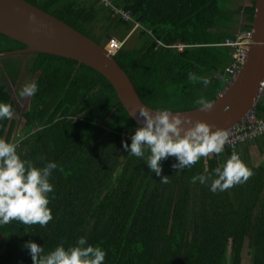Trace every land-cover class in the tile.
Here are the masks:
<instances>
[{"label":"trees","instance_id":"16d2710c","mask_svg":"<svg viewBox=\"0 0 264 264\" xmlns=\"http://www.w3.org/2000/svg\"><path fill=\"white\" fill-rule=\"evenodd\" d=\"M28 1L103 45L111 36L125 38L134 26L99 0ZM113 3L143 26L135 30L138 44L126 41L114 54L139 97L154 109L182 111L199 107L195 100L200 96L215 100L225 86L219 74L232 55L223 42L237 24L252 28L255 0L234 10L221 7L219 0ZM97 23H102L100 34L93 29ZM158 40L186 46L178 50ZM26 46L0 32V51ZM30 55L29 72L38 91L21 113L24 128L17 132L13 116L0 120V138L18 141L21 158L35 166L57 163L50 178L53 218L43 226L15 219L0 225V264H33L24 247L29 239L47 253L61 242L74 245L82 236L106 250L103 264H242L245 251L251 264H264V164L253 163L251 142L210 153L181 170L172 168L176 157L168 156L161 161L170 166L161 171L168 175L164 183L145 159L124 149L139 126L102 73L65 56ZM190 71L209 83L190 81ZM0 101L14 108L1 80ZM257 113L264 117V99ZM261 140L264 135L253 142ZM232 152L252 170L246 182L217 192L210 191L211 180L192 182L193 175L213 174Z\"/></svg>","mask_w":264,"mask_h":264},{"label":"clouds","instance_id":"9594fccd","mask_svg":"<svg viewBox=\"0 0 264 264\" xmlns=\"http://www.w3.org/2000/svg\"><path fill=\"white\" fill-rule=\"evenodd\" d=\"M188 79L202 80L204 85L209 83L207 78L198 77L191 71ZM37 91V81L31 80L22 86L18 95L33 96ZM195 103L205 110L213 106V101L204 96L198 97ZM150 109L145 105L139 107V115L144 121L131 135L130 145L124 142L123 147L127 153L145 159L148 168L164 183L168 175L161 176L162 159L175 156L176 162L171 166L181 170L210 153H222L229 142L227 130L214 128L206 121L193 122L190 116L174 113L167 107L155 109L154 113ZM13 113L11 103L0 101V120L10 119ZM18 143L0 138V225L15 219L24 225L43 226L53 218L49 207V193L53 190L50 178L58 165L48 161L43 166H35L32 161L21 158L17 152ZM146 151L149 154L145 158ZM251 175L252 170L239 153L232 152L213 174L193 175L191 180L193 183L199 180L202 184L211 180L210 191L217 192L244 183ZM24 247L29 250L33 264H103L106 257L104 248L89 244L83 236L74 245L65 247L61 242L47 253L42 245L31 239L24 242Z\"/></svg>","mask_w":264,"mask_h":264},{"label":"water","instance_id":"95a60500","mask_svg":"<svg viewBox=\"0 0 264 264\" xmlns=\"http://www.w3.org/2000/svg\"><path fill=\"white\" fill-rule=\"evenodd\" d=\"M0 32L27 45L0 51V56L49 53L76 59L98 70L112 83L138 126L144 121L138 111L141 105L155 112L141 100L136 85L103 44L28 0H0ZM263 75L264 0H255L248 56L233 82L213 100L210 110L199 106L173 112L190 116L193 122L202 120L214 128L227 129L254 105Z\"/></svg>","mask_w":264,"mask_h":264},{"label":"built area","instance_id":"2783aa9c","mask_svg":"<svg viewBox=\"0 0 264 264\" xmlns=\"http://www.w3.org/2000/svg\"><path fill=\"white\" fill-rule=\"evenodd\" d=\"M100 3L110 7L114 14L120 16L126 21H133L134 26L129 34L120 39L117 36H111L107 39L104 45L106 50L110 54H115L125 44L132 32L141 26L140 22L136 21L129 11L114 5L112 0H99ZM252 40V28L251 29H233L232 36L226 38L223 45L228 46L231 49L232 60L226 67L225 73L219 74V76L225 81V86L219 91L222 94L224 90L233 82L237 76L240 68L243 66L247 59L249 47ZM159 44L164 46H174L178 50H182L186 44L182 42L174 43L172 45L164 44L158 40ZM261 99H264V75L259 85V91L257 99L254 105L241 117V119L229 128L225 129L229 133V142L225 144L224 149L229 148L235 150L240 144L254 141L255 139L264 135V117L259 116L257 113V105Z\"/></svg>","mask_w":264,"mask_h":264},{"label":"rangeland","instance_id":"374dc122","mask_svg":"<svg viewBox=\"0 0 264 264\" xmlns=\"http://www.w3.org/2000/svg\"><path fill=\"white\" fill-rule=\"evenodd\" d=\"M113 1V0H112ZM252 0H219L221 7L234 10L244 6L250 5ZM239 20H244L243 14H239ZM102 23H97L93 25L95 34H100L102 32ZM238 25V24H237ZM143 26H139L141 29ZM136 30V29H135ZM134 30V31H135ZM133 31V32H134ZM132 32V33H133ZM138 31H135L127 40L130 44H138V39L136 37ZM115 35V34H114ZM117 36V35H116ZM11 56V55H10ZM1 56L0 57V80L8 85L9 90L13 95L14 100V113L13 117L18 120L17 132L24 128V120L21 118V113L28 109L30 106L31 96L21 97L18 95L19 90L22 86L31 81L35 80V76L31 75L29 72V65L32 61V56L27 53L12 55V57ZM257 154V153H256ZM261 156L258 155L256 163H259ZM251 264V260L247 252L243 254V263Z\"/></svg>","mask_w":264,"mask_h":264},{"label":"crops","instance_id":"0c3cea01","mask_svg":"<svg viewBox=\"0 0 264 264\" xmlns=\"http://www.w3.org/2000/svg\"><path fill=\"white\" fill-rule=\"evenodd\" d=\"M240 22H242V20H240ZM239 28H240V24L236 25L234 27V30L236 31ZM247 147L249 148V153H250V156L252 158L253 163L256 165L264 164V143H263V140L257 141V142H251L247 145ZM258 155L261 156V159L259 160V163H256L254 160H256ZM166 168H170V166L169 165H163L161 171L163 169H166Z\"/></svg>","mask_w":264,"mask_h":264}]
</instances>
